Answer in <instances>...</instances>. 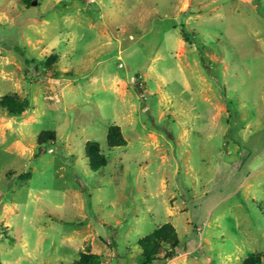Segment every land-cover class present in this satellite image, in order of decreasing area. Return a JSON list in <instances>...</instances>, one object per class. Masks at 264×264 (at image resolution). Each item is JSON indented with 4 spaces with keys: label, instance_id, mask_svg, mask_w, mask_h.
Returning <instances> with one entry per match:
<instances>
[{
    "label": "rangeland",
    "instance_id": "obj_1",
    "mask_svg": "<svg viewBox=\"0 0 264 264\" xmlns=\"http://www.w3.org/2000/svg\"><path fill=\"white\" fill-rule=\"evenodd\" d=\"M4 96L0 264H264V0H0Z\"/></svg>",
    "mask_w": 264,
    "mask_h": 264
},
{
    "label": "trees",
    "instance_id": "obj_2",
    "mask_svg": "<svg viewBox=\"0 0 264 264\" xmlns=\"http://www.w3.org/2000/svg\"><path fill=\"white\" fill-rule=\"evenodd\" d=\"M21 1L30 3V0ZM52 62H54V58L48 57L44 64L50 66ZM0 108L6 109L9 115H20L24 111L21 104L16 103L8 96L0 98ZM107 139L110 146H120L125 143L115 126L109 128ZM87 159L89 166L93 171L98 170L105 163L104 157L99 154L97 144L93 143H90L88 146ZM163 245H166L169 248L164 257L166 259L173 258L174 248L178 245V240L174 229L168 224L155 229L151 234L145 236L138 242V246L141 250L140 255L143 261H154L157 258V253L161 250ZM75 264H100L99 256L95 254H82ZM245 264H259V260L258 258H250Z\"/></svg>",
    "mask_w": 264,
    "mask_h": 264
},
{
    "label": "water",
    "instance_id": "obj_3",
    "mask_svg": "<svg viewBox=\"0 0 264 264\" xmlns=\"http://www.w3.org/2000/svg\"><path fill=\"white\" fill-rule=\"evenodd\" d=\"M34 4V3H33Z\"/></svg>",
    "mask_w": 264,
    "mask_h": 264
}]
</instances>
